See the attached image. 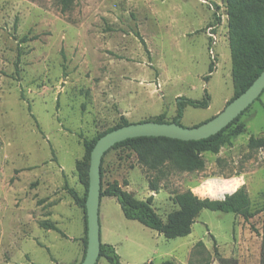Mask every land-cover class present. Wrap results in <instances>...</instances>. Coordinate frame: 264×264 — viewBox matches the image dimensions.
I'll return each instance as SVG.
<instances>
[{
	"label": "rangeland",
	"instance_id": "1",
	"mask_svg": "<svg viewBox=\"0 0 264 264\" xmlns=\"http://www.w3.org/2000/svg\"><path fill=\"white\" fill-rule=\"evenodd\" d=\"M70 7L62 13L58 0H0V264L81 261L84 213L68 188L85 192L76 170L83 139L121 117L130 124L160 114L172 120L179 102L206 99V108L185 105L178 119L195 127L234 94L224 0H74ZM240 122L245 131L230 145L202 154L203 170L169 169L157 193L148 189L156 174L135 154L111 150L101 163V188L117 183L141 201L153 195V208L165 220L176 209L175 193L218 199L225 192H214L216 179L242 176L251 210H258L264 206V145L248 144L250 137L264 142V91ZM263 220L264 212L245 221L203 210L188 236L166 239L127 220L115 197L99 204L100 243H111L121 264H188L200 241L210 264L220 258L260 264ZM98 264L108 263L101 258Z\"/></svg>",
	"mask_w": 264,
	"mask_h": 264
},
{
	"label": "trees",
	"instance_id": "2",
	"mask_svg": "<svg viewBox=\"0 0 264 264\" xmlns=\"http://www.w3.org/2000/svg\"><path fill=\"white\" fill-rule=\"evenodd\" d=\"M73 1L58 0L62 13L71 8L70 6ZM224 6L227 17L231 78L234 86V94L227 102L229 104L247 90L264 70V0H224ZM136 35L138 36V34ZM140 40L145 45L141 38ZM185 105L195 108H206L207 101L204 99L202 102L191 100L179 102L176 116L172 120H167L164 114H160L144 122L176 123L179 125L178 119L181 117ZM247 110L218 134L204 140L184 142L164 137H140L115 144L104 156L111 150L119 149H125L135 154L137 163L141 167L156 174L155 177L148 179V189L151 193H157L160 190L159 182L165 176V171L169 169L185 173L201 171L205 167L204 160L202 159L203 153L218 154L222 147L230 145L232 139L244 133L245 127L240 121L241 116ZM129 124L124 117H121L114 127L104 131L92 140L83 139L84 157L81 162L77 163L76 170L84 181L85 192L82 196H79L75 190L68 188V193L75 205L83 210L85 223L82 259L80 262L74 264H81L87 245L85 201L88 190L90 153L97 140L103 135ZM263 145L262 139L250 137L249 148H260ZM126 185L127 182L124 183V186ZM102 197H115L120 205L123 216L127 220L138 221L143 226L163 235L166 239H177L188 236L191 233L192 225L203 210L232 213L241 216L245 221L264 212V206L258 210H251L250 199L244 186L232 194L225 195L222 199L201 198L190 190L175 193L171 200L176 209L168 213L165 220H162L153 208V195L141 201L136 199L132 193L123 190L119 184L112 183L106 186L105 189L101 188L100 200ZM40 226L58 231L56 226L50 223L41 222ZM260 237V264H264V220L262 222ZM101 258L105 259L108 264H121L119 256L111 245L100 244L98 261ZM194 261L197 264H210V254L201 241L194 245L188 264H195ZM219 263L236 264L234 260H225L223 258L219 259ZM148 264L153 263L150 262ZM161 264L177 263L164 261Z\"/></svg>",
	"mask_w": 264,
	"mask_h": 264
},
{
	"label": "water",
	"instance_id": "3",
	"mask_svg": "<svg viewBox=\"0 0 264 264\" xmlns=\"http://www.w3.org/2000/svg\"><path fill=\"white\" fill-rule=\"evenodd\" d=\"M263 91L264 70L247 90L227 104L215 117L203 124L185 128L176 123L141 122L122 126L99 138L90 153L88 190L85 201L87 245L81 264H97L100 255V169L102 158L108 150L117 143L140 137H164L189 142L215 136L247 110L260 97Z\"/></svg>",
	"mask_w": 264,
	"mask_h": 264
},
{
	"label": "crops",
	"instance_id": "4",
	"mask_svg": "<svg viewBox=\"0 0 264 264\" xmlns=\"http://www.w3.org/2000/svg\"><path fill=\"white\" fill-rule=\"evenodd\" d=\"M244 184L245 183H244L242 176H239V177L230 176L226 179H216L215 184H214V192L215 193L225 192V194L223 195V197H224L227 194H232L233 192H235L239 187L243 186ZM194 194L201 197V198L211 197L209 195L202 196L197 192ZM223 197L218 198V199H222ZM211 199H215V198H211ZM105 244H109L112 246L111 243H105Z\"/></svg>",
	"mask_w": 264,
	"mask_h": 264
},
{
	"label": "built area",
	"instance_id": "5",
	"mask_svg": "<svg viewBox=\"0 0 264 264\" xmlns=\"http://www.w3.org/2000/svg\"><path fill=\"white\" fill-rule=\"evenodd\" d=\"M213 29H214V27L213 28H209L210 31H213ZM207 35L212 40V44L214 45L216 43V37L213 34L209 33V32H208ZM210 53H211V51H210Z\"/></svg>",
	"mask_w": 264,
	"mask_h": 264
},
{
	"label": "flooded vegetation",
	"instance_id": "6",
	"mask_svg": "<svg viewBox=\"0 0 264 264\" xmlns=\"http://www.w3.org/2000/svg\"><path fill=\"white\" fill-rule=\"evenodd\" d=\"M210 28V27H209Z\"/></svg>",
	"mask_w": 264,
	"mask_h": 264
}]
</instances>
